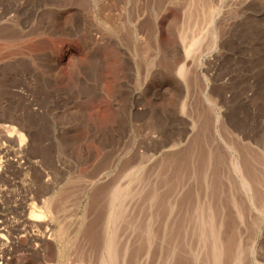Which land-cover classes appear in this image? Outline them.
Here are the masks:
<instances>
[{
    "label": "rangeland",
    "instance_id": "rangeland-1",
    "mask_svg": "<svg viewBox=\"0 0 264 264\" xmlns=\"http://www.w3.org/2000/svg\"><path fill=\"white\" fill-rule=\"evenodd\" d=\"M114 186L117 264H264V0H0V264L100 263Z\"/></svg>",
    "mask_w": 264,
    "mask_h": 264
},
{
    "label": "bare ground",
    "instance_id": "bare-ground-1",
    "mask_svg": "<svg viewBox=\"0 0 264 264\" xmlns=\"http://www.w3.org/2000/svg\"><path fill=\"white\" fill-rule=\"evenodd\" d=\"M197 112V111H196ZM209 114H210V112H209ZM203 115V114H202ZM194 116V115H193ZM197 116V115H196ZM207 116V115H206ZM198 118H201V116L200 117H198ZM203 119V118H202ZM192 120V119H191ZM196 120V119H195ZM197 120H199V119H197ZM201 120V119H200ZM208 120V119H207ZM210 121H211V119H209ZM204 121V120H203ZM195 122V121H194ZM193 122V123H194ZM210 123V122H209ZM206 124V123H205ZM213 124V123H212ZM218 124V123H217ZM193 125H196V124H193ZM214 125V124H213ZM197 126H199L198 124H197ZM196 126V127H197ZM208 126V125H207ZM205 128V127H204ZM11 129H9V131H10ZM12 132L14 131L13 129L11 130ZM193 131H194V127H193ZM196 132V131H195ZM201 132V131H200ZM208 133H209V131H208ZM11 134V133H10ZM197 134H198V131H197ZM211 136H212V134H211ZM18 137H20V140L22 139V136L21 135H18ZM191 137V136H190ZM209 137V136H208ZM192 138V137H191ZM190 138V139H191ZM204 137H202V139H203ZM210 138V137H209ZM212 139V138H211ZM193 140V139H192ZM173 141V140H172ZM204 141V140H203ZM177 142V141H176ZM205 142V141H204ZM172 143V142H171ZM179 143V142H178ZM202 143V142H201ZM215 143V142H214ZM174 144V143H173ZM177 144V143H176ZM204 144V143H203ZM207 144V143H206ZM213 144V143H212ZM193 145V144H192ZM199 145V144H198ZM215 145V144H214ZM171 146V145H170ZM195 147H197V145L195 146ZM200 147H201V145H200ZM205 148H207L206 146H204ZM214 147V146H213ZM186 148H187V146H186ZM191 148V147H190ZM193 148V147H192ZM215 148V147H214ZM200 149V148H199ZM208 150H209V148H208ZM207 150V152H206V150H204V152L203 153H201L200 152V157H201V159H199L200 160V162H201V164H200V162H199V164L201 165V167L198 165V166H196L195 165V163L194 162H191L190 160V162H188V165H187V167L186 168H190V169H192V171L193 170H196V172H197V174L198 173H200L201 172V169L203 168L202 167V165H204V163H208V162H210V152ZM216 150V149H215ZM189 151H190V149H189ZM194 151H195V148H194ZM184 152V151H183ZM199 152V151H198ZM218 152V151H217ZM192 153H193V151H192ZM234 153H236V152H234ZM214 154V153H213ZM218 154H219V152H218ZM237 155H238V153H236ZM181 156V155H180ZM190 156H191V154H190ZM198 156V155H197ZM212 156H214V155H212ZM237 157H239V155L237 156ZM183 158V157H182ZM193 158V157H192ZM191 158V159H192ZM203 158V159H202ZM212 158V157H211ZM216 158V157H215ZM242 158V157H241ZM187 159V158H186ZM222 159V158H221ZM231 160H232V158H230ZM230 159H229V161H228V163L230 164ZM173 160H174V158H173ZM195 160H196V157H195ZM220 160V159H219ZM179 161V160H178ZM181 161V160H180ZM221 161V160H220ZM238 161H239V159H238ZM196 162V161H195ZM234 162V161H233ZM212 163V162H211ZM220 163V162H219ZM243 163V162H242ZM229 164H227V165H229ZM232 164V163H231ZM127 165H128V163H127ZM236 165V164H235ZM241 165V164H240ZM211 165H209V167H210ZM214 166V165H213ZM216 166H217V164H216ZM220 166H222V165H220ZM224 166V165H223ZM197 167V168H196ZM205 167H206V165H205ZM215 167V166H214ZM225 167V166H224ZM230 167V166H229ZM228 167V168H229ZM233 167H234V165H233ZM242 167V166H241ZM240 167V168H241ZM124 168V167H123ZM130 168V167H129ZM128 168V169H129ZM182 168H183V166H182ZM207 168V167H206ZM216 168V167H215ZM236 168V167H235ZM127 169V168H126ZM128 169L126 170V171H128ZM213 169V168H212ZM217 169H218V167H217ZM226 169H227V167H226ZM231 169V168H230ZM125 170V169H124ZM211 170V169H210ZM237 170H238V167H237ZM237 170H235V171H237ZM240 171H241V169H239ZM184 171V170H183ZM206 171V170H205ZM209 171V170H208ZM213 171V170H212ZM219 171V170H218ZM120 172V171H119ZM129 172H130V170H129ZM181 172V171H180ZM238 172V171H237ZM128 173V172H127ZM182 173V172H181ZM188 173V172H187ZM193 173V172H192ZM214 173V172H213ZM213 173H211V174H213ZM220 173V172H219ZM122 174H123V172H122ZM180 174V173H179ZM190 174V173H189ZM202 174H205L204 172H202ZM221 174V173H220ZM125 175H126V173H125ZM129 175V174H128ZM192 175V174H191ZM207 175V174H206ZM215 175H217V174H215ZM166 176V175H165ZM176 176V175H175ZM179 176V175H178ZM212 176V175H211ZM210 176V177H211ZM220 176V175H219ZM241 176V175H240ZM122 177V176H121ZM124 177V176H123ZM122 177V178H123ZM125 177H127V176H125ZM193 177V176H192ZM200 177V176H199ZM207 177H208V175H207ZM177 178V177H176ZM206 178V177H205ZM216 178V177H215ZM218 178V177H217ZM127 179V178H126ZM181 179H183V176H182V178ZM202 179V178H201ZM129 180V179H128ZM131 180H133V179H131ZM189 180H191V179H189ZM193 180L195 181V179H194V177H193ZM183 181V180H182ZM187 181V180H186ZM206 181H207V179H206ZM115 182V181H114ZM188 182V181H187ZM196 182V181H195ZM210 182V181H209ZM182 183V182H181ZM198 183V182H197ZM201 183L203 184V182L201 181ZM112 184H114V183H112ZM131 183H129V185H130ZM212 184V183H211ZM214 184H215V182H214ZM116 185V184H115ZM118 185V184H117ZM195 184H193V186H194ZM219 185H220V183H219ZM112 186V185H111ZM120 186V185H119ZM130 186H132V185H130ZM200 186V185H199ZM113 187V186H112ZM115 187V186H114ZM151 187V186H150ZM192 187V186H191ZM201 187V186H200ZM209 187V186H208ZM212 188H213V186H211ZM215 187V186H214ZM218 187V186H217ZM104 188V187H103ZM108 188V187H107ZM119 188V187H118ZM122 188V187H121ZM128 189V191H129V186L127 187ZM196 188V187H195ZM222 188V187H221ZM109 190L111 189V188H108ZM151 189H153L154 190V187L153 188H151ZM174 189V188H173ZM207 189V188H206ZM216 189V188H215ZM97 190V189H96ZM104 190V189H103ZM102 190V191H103ZM106 190V189H105ZM126 190V189H125ZM124 190V191H125ZM126 190V191H127ZM198 190H199V188H198ZM204 190V189H203ZM209 190V189H208ZM145 191V190H144ZM143 191V192H144ZM152 191V190H151ZM150 191V192H151ZM201 191V190H200ZM207 191V190H206ZM229 191V190H228ZM97 192V191H96ZM95 192V193H96ZM106 192V191H105ZM196 192V191H195ZM202 192V191H201ZM204 192V191H203ZM208 192V191H207ZM213 192V191H212ZM94 193V192H93ZM127 193V192H126ZM129 193V192H128ZM155 193V192H154ZM167 193V192H166ZM218 193H219V191H218ZM220 193H222V195H223V191H221ZM230 193H231V191H230ZM98 194V193H97ZM106 194H107V192H106ZM145 194V193H144ZM156 194V193H155ZM195 194V193H194ZM203 194V193H202ZM225 194V193H224ZM158 195V194H157ZM156 195V196H157ZM211 195V194H210ZM219 195V194H218ZM226 195V194H225ZM92 196H93V194H92ZM123 196V195H122ZM197 196V195H196ZM201 196V195H200ZM204 196V195H203ZM231 197H232V195H230ZM229 196V197H230ZM104 197V196H103ZM107 197V196H106ZM125 197V196H124ZM198 197V196H197ZM205 197H206V195H205ZM224 197V196H223ZM228 197V196H227ZM121 194H120V191L115 187V188H113V189H111L110 191H109V193H108V208L110 209V214H108L109 216L108 217H106V221H102L101 220V222H100V227H101V230H100V232H99V239L101 240V242H102V250H103V255H105L104 256V259H102L101 261H100V263H97V264H117L118 262V248H119V246H118V243L120 242H117V238H116V229H110V228H108V225H110L111 226V224H113V223H115V220H117L118 218H119V215H120V201H121ZM154 198V195H152V196H150V199H149V201L151 200V199H153ZM158 198V197H157ZM160 198V197H159ZM165 198V197H164ZM225 198V197H224ZM233 198V197H232ZM235 198V197H234ZM102 199V198H101ZM166 199H169V198H166ZM165 199V200H166ZM190 199V198H189ZM189 199H187V200H189ZM198 199V198H197ZM221 199V198H220ZM219 199V200H220ZM162 200V199H161ZM195 200V199H194ZM204 199H202L201 201H203ZM214 200V199H213ZM90 201H92V200H90ZM211 201V200H210ZM218 201V200H217ZM96 202V201H95ZM169 202V201H168ZM188 202V201H187ZM198 201H196V203H197ZM213 202V201H212ZM220 202V201H219ZM222 202V201H221ZM234 202V201H233ZM236 202V201H235ZM167 203V202H166ZM195 203V204H196ZM224 203V202H223ZM230 203V202H229ZM232 203V202H231ZM91 204V203H90ZM93 204H94V201H93ZM93 204H92V206H93ZM152 204H153V202H152ZM160 204V203H159ZM170 204V203H169ZM218 204V203H217ZM225 204H226V202H225ZM233 204V203H232ZM149 206H150V204H148ZM168 205V204H167ZM184 205V204H183ZM216 205V204H215ZM219 205V204H218ZM220 205H222V204H220ZM237 205V204H236ZM54 206V205H53ZM196 206H198L197 204H196ZM199 206H201V205H199ZM211 206V205H210ZM213 206V205H212ZM228 206H230V205H228ZM231 206H233V205H231ZM235 206V205H234ZM94 207V206H93ZM96 207V206H95ZM99 207V206H98ZM151 207V206H150ZM208 207V206H207ZM220 207V206H219ZM236 207H238V206H236ZM204 208V207H203ZM202 208V206L200 207V209H199V213H200V211L203 209ZM96 209V208H95ZM166 209V208H165ZM170 209V208H169ZM195 209V208H194ZM193 209V210H194ZM232 209H233V207H232ZM236 209V208H235ZM238 209V208H237ZM97 210H98V208H97ZM186 210V209H185ZM189 210V209H188ZM196 210V209H195ZM204 210V209H203ZM209 210H212V209H209ZM209 210H208V212H207V210H206V212L209 214ZM219 210V209H218ZM223 209H221V211H222ZM213 211V210H212ZM164 212V211H163ZM197 212V211H196ZM205 212V211H204ZM233 212V211H232ZM236 212H238V211H236ZM108 213V212H107ZM191 213V212H190ZM193 213H195V211L193 212ZM231 213V212H230ZM99 214H102V213H99ZM198 214V213H197ZM212 213H211V211H210V215H211ZM218 214V213H217ZM220 214V213H219ZM235 214V213H234ZM239 214V213H238ZM237 214V215H238ZM37 215V214H36ZM202 215H203V212H202ZM213 215V214H212ZM240 215H242V214H240ZM239 215V216H240ZM38 216V215H37ZM36 216V217H37ZM96 216V215H95ZM105 216V215H104ZM162 216V215H161ZM197 216V215H196ZM206 216H207V214H206ZM232 216H233V214H232ZM166 217V216H165ZM169 217V216H168ZM198 217H200V218H202L201 217V213H200V216H198ZM216 217H217V215H216ZM148 218V217H147ZM150 218V217H149ZM212 218V217H211ZM211 218H210V216H209V219L211 220ZM233 218V217H232ZM239 218V217H238ZM240 218H241V216H240ZM239 218V219H240ZM243 218V217H242ZM168 219V218H167ZM166 219V220H167ZM223 219V218H222ZM238 219V220H239ZM198 220V219H197ZM206 220H207V217H206ZM221 220V219H220ZM145 221V220H144ZM149 221V220H148ZM199 221H200V223L199 224H201V221L202 220H200L199 219ZM227 221V220H226ZM231 221H233V220H231ZM230 221V222H231ZM235 221V220H234ZM164 222V221H163ZM202 222H204V221H202ZM213 222V221H212ZM237 222H239V221H237ZM95 223H96V220H95ZM94 223V224H95ZM146 223V222H145ZM205 223V222H204ZM206 225H207V223H205ZM208 224H209V222H208ZM214 224H216L217 225V223H210L207 227H208V238H209V243H208V245H209V254H207V255H209L208 256V258L206 259V258H204V259H206L207 260V264L209 263V264H221V260H220V258H224L225 259V261H224V263H228V262H236V260L239 258V256L237 255V254H235V251H233L234 253H232L231 252V247H230V245L228 244L227 245V242H229V240H228V238H226V244L225 243H223V241H222V239H221V237H220V235H219V233L218 232H216V226L214 225ZM228 224V221H227V223L225 224V225H227ZM241 224V223H240ZM95 225H97V224H95ZM99 225V224H98ZM114 225V224H113ZM113 225H112V227H113ZM151 225V224H150ZM204 225V224H203ZM220 225H221V227L223 226L222 225V222H221V224H219V226L218 227H220ZM139 226H141V225H139ZM99 227V228H100ZM111 227V228H112ZM144 227V226H143ZM143 227H142V229H143ZM149 227V226H148ZM151 227V226H150ZM165 227V226H164ZM167 227V226H166ZM198 227V226H197ZM217 227V228H218ZM229 227H231V224H230V226ZM238 227H239V225H238ZM116 228V227H115ZM200 228V227H199ZM138 229V228H137ZM145 229V228H144ZM149 230L148 231H150L151 230V228H148ZM165 229V228H164ZM207 229V228H206ZM91 230V229H90ZM99 230V229H98ZM203 230H205V228H203L202 229V233H203ZM231 230V229H230ZM147 230H146V235H145V239L143 238V239H140L139 238V245L141 244V245H144L145 243H148V244H150V236H149V238H148V234H149V232H148ZM167 231V230H166ZM201 231V230H200ZM206 231V230H205ZM236 231V230H235ZM138 232H140V231H138ZM164 232V231H163ZM195 232V231H194ZM142 233V232H141ZM148 233V234H147ZM151 233V232H150ZM178 233V232H177ZM192 233V232H191ZM221 233H222V231H221ZM229 233V232H228ZM238 233V232H237ZM152 234V233H151ZM150 234V235H151ZM154 234V233H153ZM156 234V233H155ZM179 234V233H178ZM233 234H235V233H233ZM91 235V234H90ZM94 235V234H93ZM97 235V234H96ZM144 235V234H143ZM201 235V234H200ZM203 235V234H202ZM153 236V235H152ZM237 236V235H236ZM139 237V236H138ZM142 237V236H141ZM199 237H201V236H199ZM204 237V236H203ZM207 237V236H206ZM97 238V237H96ZM167 238H170V236L169 237H167ZM172 238V237H171ZM205 238V237H204ZM234 238V237H233ZM232 238V239H233ZM92 239V238H91ZM154 239V238H153ZM119 240H121V239H119ZM155 240V239H154ZM204 240H206V239H204ZM225 240V239H224ZM156 241V240H155ZM165 241V240H164ZM169 241V240H168ZM173 241V240H172ZM206 241H208V240H206ZM95 242V241H94ZM153 242V241H152ZM179 242V241H178ZM202 242H203V240H202ZM201 242V243H202ZM205 242V241H204ZM204 242L202 243V244H204ZM164 243V242H163ZM166 243V242H165ZM186 243V242H185ZM207 243V242H206ZM154 244V243H153ZM170 243L169 242H167V244H166V247H163V250L161 251L162 253H163V251H165L164 253H165V260L167 259V261H169L168 259H169V257H170V259L171 260H173V259H175L176 260V262H177V264H183V263H185V264H202L201 262H200V260H199V257L196 255V253H195V251H191V249H190V247L189 246H187V247H185L186 248V250H185V252L183 251V253L182 254H180V250L183 248H178L177 250H179V251H176L175 249H173L170 245H169ZM173 245H174V242L172 243ZM181 244H183L184 245V243H181ZM96 245V244H95ZM138 245V246H139ZM163 245H165V244H163ZM172 245V246H173ZM101 246V245H100ZM145 246H146V244H145ZM152 246V244L150 245V247ZM176 246V245H175ZM184 246H186V245H184ZM120 247H122V246H120ZM149 247V246H148ZM150 247H149V249H150ZM223 248V251L221 250L222 248ZM234 247V246H233ZM101 248V247H100ZM125 248V247H124ZM156 248V247H155ZM162 248V247H161ZM195 248V247H194ZM198 248V247H197ZM237 248V247H236ZM138 249V248H137ZM142 249V248H141ZM149 249L147 248V250L149 251ZM160 249V248H159ZM199 250V249H198ZM100 251V250H99ZM139 251V250H138ZM147 251V252H148ZM175 251H176V254H175ZM199 252V251H198ZM100 253V252H99ZM159 253H160V250H159ZM241 253V252H240ZM243 253V252H242ZM178 254V255H177ZM240 255H242V254H240ZM123 257V256H122ZM241 257V256H240ZM164 257H162V259H163ZM200 258H201V256H200ZM101 259V258H100ZM120 259H121V257H120ZM242 259V258H241ZM122 260V259H121ZM98 261H99V259H98ZM121 262V261H120ZM171 262V261H170ZM165 263V262H164ZM173 263V262H172ZM241 263V262H240ZM256 263V262H255ZM166 264H169V262L168 263H166ZM238 264H239V261H238ZM242 264V263H241ZM253 264V263H252ZM256 264H259V263H256ZM262 264V263H261Z\"/></svg>",
    "mask_w": 264,
    "mask_h": 264
}]
</instances>
